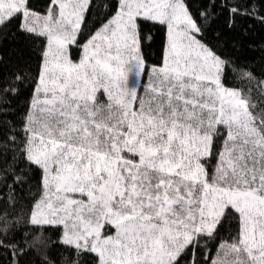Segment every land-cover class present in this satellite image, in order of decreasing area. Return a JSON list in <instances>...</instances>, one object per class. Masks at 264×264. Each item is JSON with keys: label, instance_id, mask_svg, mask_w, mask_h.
Listing matches in <instances>:
<instances>
[{"label": "snow or ice", "instance_id": "obj_1", "mask_svg": "<svg viewBox=\"0 0 264 264\" xmlns=\"http://www.w3.org/2000/svg\"><path fill=\"white\" fill-rule=\"evenodd\" d=\"M0 264H264V0H0Z\"/></svg>", "mask_w": 264, "mask_h": 264}]
</instances>
